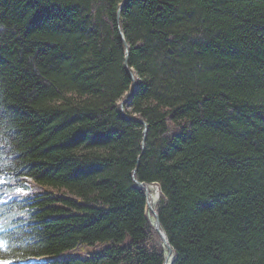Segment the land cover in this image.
Here are the masks:
<instances>
[{
    "label": "trees",
    "instance_id": "trees-1",
    "mask_svg": "<svg viewBox=\"0 0 264 264\" xmlns=\"http://www.w3.org/2000/svg\"><path fill=\"white\" fill-rule=\"evenodd\" d=\"M140 183L170 264H264V0H0V261L163 264Z\"/></svg>",
    "mask_w": 264,
    "mask_h": 264
},
{
    "label": "rangeland",
    "instance_id": "rangeland-1",
    "mask_svg": "<svg viewBox=\"0 0 264 264\" xmlns=\"http://www.w3.org/2000/svg\"><path fill=\"white\" fill-rule=\"evenodd\" d=\"M143 187L146 191V194H147V201H146V214L148 216V218L151 220V222L153 223L154 227H155V220H156V215H155V211L157 212V208H156V205H157V202L159 200V197H160V187L157 183H152V184H143ZM152 187V188H151ZM150 188L155 190L156 191V195L154 197V199L152 200V202H148V195H150L152 192L150 191ZM159 228L161 229V227L159 226ZM162 230V229H161ZM163 231V230H162ZM164 232V231H163ZM165 238L167 240V237L165 235ZM168 242V240H167ZM169 243V242H168ZM161 244L165 247L167 253H170L172 254V260H173V257H174V253H173V247H172V251L170 252L166 246V243L163 239V237H161ZM170 244V243H169ZM31 260H35V259H31ZM172 260H171V263H172ZM165 261L167 263V260H166V255H165ZM164 261V262H165ZM0 264H4L3 262L0 261ZM164 264V263H163Z\"/></svg>",
    "mask_w": 264,
    "mask_h": 264
},
{
    "label": "bare ground",
    "instance_id": "bare-ground-1",
    "mask_svg": "<svg viewBox=\"0 0 264 264\" xmlns=\"http://www.w3.org/2000/svg\"><path fill=\"white\" fill-rule=\"evenodd\" d=\"M131 95H132V92H130L123 100H125L124 102H123V100L121 101V105H123L125 102H127L130 98H131ZM141 184V183H140ZM142 185V184H141ZM152 188V187H151ZM150 188V191L152 192L150 195H149V197H148V202L150 203V202H152V200L154 199V197H155V195H156V191L155 190H153V189H151ZM155 229L159 232V230L156 228V226H155ZM161 230V229H160ZM163 232V231H162ZM160 233V232H159ZM163 234H164V232H163ZM160 235H161V233H160ZM165 235V234H164ZM161 237H162V235H161ZM171 257H172V254H170V253H167L166 252V260H167V263L166 264H170V262H171Z\"/></svg>",
    "mask_w": 264,
    "mask_h": 264
},
{
    "label": "water",
    "instance_id": "water-1",
    "mask_svg": "<svg viewBox=\"0 0 264 264\" xmlns=\"http://www.w3.org/2000/svg\"><path fill=\"white\" fill-rule=\"evenodd\" d=\"M126 0H124V2H125ZM124 4V3H123ZM135 88H136V86H135ZM125 100H123V102H124ZM142 184V183H141ZM155 215H156V220H155V226H156V228L159 230V232L161 233V235H162V237H163V239H164V241H165V243H166V246H167V248H168V250L171 252L172 251V246L167 242V240H166V238H165V235L163 234V232L160 230V228H159V216H158V213L155 211ZM164 264H166V261L164 262Z\"/></svg>",
    "mask_w": 264,
    "mask_h": 264
},
{
    "label": "snow or ice",
    "instance_id": "snow-or-ice-1",
    "mask_svg": "<svg viewBox=\"0 0 264 264\" xmlns=\"http://www.w3.org/2000/svg\"><path fill=\"white\" fill-rule=\"evenodd\" d=\"M4 264H8V262H4Z\"/></svg>",
    "mask_w": 264,
    "mask_h": 264
}]
</instances>
